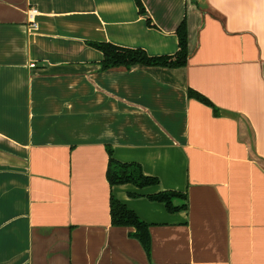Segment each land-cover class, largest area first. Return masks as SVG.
<instances>
[{"label": "crops", "instance_id": "crops-1", "mask_svg": "<svg viewBox=\"0 0 264 264\" xmlns=\"http://www.w3.org/2000/svg\"><path fill=\"white\" fill-rule=\"evenodd\" d=\"M140 1L0 0V264H264V0ZM184 20L185 67L102 70L92 43L173 56ZM109 150L159 184L111 186Z\"/></svg>", "mask_w": 264, "mask_h": 264}, {"label": "trees", "instance_id": "trees-1", "mask_svg": "<svg viewBox=\"0 0 264 264\" xmlns=\"http://www.w3.org/2000/svg\"><path fill=\"white\" fill-rule=\"evenodd\" d=\"M139 11L144 14L145 8L140 0H136ZM150 26L153 23L148 19ZM176 34L179 41V49L173 56H150L143 49L123 48L111 43H92V45L101 51L104 55L101 67L103 71L125 68L131 69L134 66L143 67H162L177 69L185 67L188 63V33L187 23L184 20L178 27ZM189 97L210 106L214 109L216 115L219 109L216 108L206 97L200 93L190 90ZM109 164L107 169V179L111 186H122L131 184L139 189L151 186H157L159 180L155 177L147 176L143 168L138 163H122L113 157L112 151L109 150ZM131 197H140L138 194H131ZM153 202L162 203L166 206L167 211L176 213L187 210V195L176 191L160 192L147 196ZM175 200H183L184 204L177 206ZM111 219L115 227H132L135 232L131 236L139 240L147 254L151 251V240L149 234V225L142 221L138 215L128 208L123 202L111 197Z\"/></svg>", "mask_w": 264, "mask_h": 264}, {"label": "built area", "instance_id": "built-area-1", "mask_svg": "<svg viewBox=\"0 0 264 264\" xmlns=\"http://www.w3.org/2000/svg\"><path fill=\"white\" fill-rule=\"evenodd\" d=\"M37 10L36 9H31L30 13H29V17H30V20H31V23L35 24V21H34V18L36 17L37 15ZM35 65H32V67H34Z\"/></svg>", "mask_w": 264, "mask_h": 264}, {"label": "rangeland", "instance_id": "rangeland-1", "mask_svg": "<svg viewBox=\"0 0 264 264\" xmlns=\"http://www.w3.org/2000/svg\"><path fill=\"white\" fill-rule=\"evenodd\" d=\"M176 201V200H175ZM175 201H174V203H175Z\"/></svg>", "mask_w": 264, "mask_h": 264}]
</instances>
